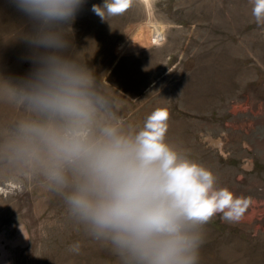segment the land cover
Returning a JSON list of instances; mask_svg holds the SVG:
<instances>
[{
  "label": "rangeland",
  "instance_id": "1",
  "mask_svg": "<svg viewBox=\"0 0 264 264\" xmlns=\"http://www.w3.org/2000/svg\"><path fill=\"white\" fill-rule=\"evenodd\" d=\"M85 0L72 23L80 57L141 126L169 112L168 142L211 169L216 187L250 198L240 221L205 225L199 264H264V25L249 0H132L102 21ZM28 17L0 0V76H27ZM0 107V120L12 116ZM79 242L80 252L69 251ZM0 264H117L68 218L40 180L0 171Z\"/></svg>",
  "mask_w": 264,
  "mask_h": 264
},
{
  "label": "clouds",
  "instance_id": "2",
  "mask_svg": "<svg viewBox=\"0 0 264 264\" xmlns=\"http://www.w3.org/2000/svg\"><path fill=\"white\" fill-rule=\"evenodd\" d=\"M132 0L92 6L102 21ZM264 25V0H249ZM32 24L21 38L33 68L0 76V171L32 176L58 195L70 221L117 264H199L204 227L220 215L241 220L250 198L216 187L217 177L168 142L169 112L139 127L117 96L70 52L71 25L85 0H11ZM80 243L69 247L80 252Z\"/></svg>",
  "mask_w": 264,
  "mask_h": 264
}]
</instances>
